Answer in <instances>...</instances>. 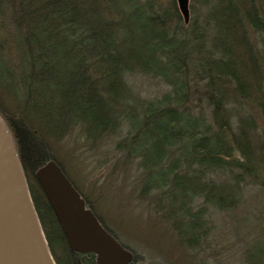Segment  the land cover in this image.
<instances>
[{
	"label": "trees",
	"instance_id": "trees-1",
	"mask_svg": "<svg viewBox=\"0 0 264 264\" xmlns=\"http://www.w3.org/2000/svg\"><path fill=\"white\" fill-rule=\"evenodd\" d=\"M189 11L186 23L176 0H0V118L56 264L98 258L72 250L36 179L50 161L131 264H199L210 215L233 210L243 185L264 193V71L251 38L264 0H190ZM134 76L169 89L143 98ZM74 128L97 155L112 151L102 178L122 169L173 248L125 241L102 217L67 174Z\"/></svg>",
	"mask_w": 264,
	"mask_h": 264
},
{
	"label": "rangeland",
	"instance_id": "rangeland-1",
	"mask_svg": "<svg viewBox=\"0 0 264 264\" xmlns=\"http://www.w3.org/2000/svg\"><path fill=\"white\" fill-rule=\"evenodd\" d=\"M190 18L189 13V21ZM251 38L264 71V31H252ZM129 83L135 93L146 99L158 98L169 89L159 80L142 76L129 78ZM73 132L64 146L68 160H72L66 168L67 174L73 176L82 191L94 200L102 217L118 228L125 241L138 239L151 247L173 248L164 232L167 230L148 212L149 202L138 203L133 199L131 180H124L122 169L104 180L106 153L97 155V150H93L95 146L88 148L76 128ZM122 134L125 135V130ZM109 152L111 155L112 151ZM140 205L143 208H136ZM208 222L213 225L206 243L211 247L196 256H199V264H264V193L259 187L243 185L240 201L235 203L234 209L216 212L210 215ZM171 254L175 258L178 255Z\"/></svg>",
	"mask_w": 264,
	"mask_h": 264
},
{
	"label": "water",
	"instance_id": "water-1",
	"mask_svg": "<svg viewBox=\"0 0 264 264\" xmlns=\"http://www.w3.org/2000/svg\"><path fill=\"white\" fill-rule=\"evenodd\" d=\"M189 22V0H176ZM73 251L97 264H131L126 250L99 223L56 162L36 172ZM0 264H56L37 216L14 141L0 119Z\"/></svg>",
	"mask_w": 264,
	"mask_h": 264
}]
</instances>
